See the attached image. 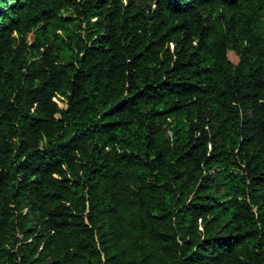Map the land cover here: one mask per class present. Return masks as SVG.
Masks as SVG:
<instances>
[{"label": "trees", "instance_id": "1", "mask_svg": "<svg viewBox=\"0 0 264 264\" xmlns=\"http://www.w3.org/2000/svg\"><path fill=\"white\" fill-rule=\"evenodd\" d=\"M0 264H264V0H0Z\"/></svg>", "mask_w": 264, "mask_h": 264}, {"label": "rangeland", "instance_id": "2", "mask_svg": "<svg viewBox=\"0 0 264 264\" xmlns=\"http://www.w3.org/2000/svg\"><path fill=\"white\" fill-rule=\"evenodd\" d=\"M231 58H232L233 60H235L236 57H235L233 54H231Z\"/></svg>", "mask_w": 264, "mask_h": 264}]
</instances>
